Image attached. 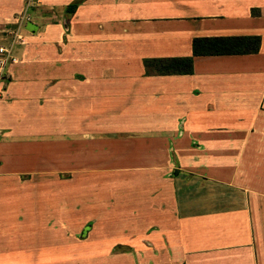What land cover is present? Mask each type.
<instances>
[{"label":"crops","instance_id":"0c3cea01","mask_svg":"<svg viewBox=\"0 0 264 264\" xmlns=\"http://www.w3.org/2000/svg\"><path fill=\"white\" fill-rule=\"evenodd\" d=\"M74 1L40 0L14 47L0 231L5 211L73 203L60 173L94 174L112 179L114 202L98 209L117 211L99 220L101 241L130 259L116 264H264V0L159 12L152 0H80L68 14ZM25 2L0 0V44ZM232 35L259 36L258 51L195 56L191 74L145 70L147 58L192 55L193 37Z\"/></svg>","mask_w":264,"mask_h":264},{"label":"rangeland","instance_id":"374dc122","mask_svg":"<svg viewBox=\"0 0 264 264\" xmlns=\"http://www.w3.org/2000/svg\"><path fill=\"white\" fill-rule=\"evenodd\" d=\"M152 1L157 12L164 8L159 5L166 3L164 1L171 4L181 3L179 0ZM15 15L18 17L19 13ZM65 174H59L64 179L61 186L62 195L66 197L67 190L72 191L73 187V203L70 198L68 203L65 200L60 202L58 208L37 206L5 211L8 214L4 215L0 231V264H116L118 261L128 263L129 258L116 255L120 252L115 249L117 243L101 241L100 218L106 217V221L113 224L117 213L113 209L114 205L106 211L98 209L101 201L108 204L114 202L115 195L104 193L106 188H109L105 187L104 183L112 179L92 174L90 178L75 177L72 179V185V182L66 181ZM111 189L114 190L113 187ZM40 198L49 200V194L45 197L40 194ZM134 258L137 261L138 258ZM141 264H145V260L141 261Z\"/></svg>","mask_w":264,"mask_h":264},{"label":"trees","instance_id":"16d2710c","mask_svg":"<svg viewBox=\"0 0 264 264\" xmlns=\"http://www.w3.org/2000/svg\"><path fill=\"white\" fill-rule=\"evenodd\" d=\"M76 0L66 7L71 14L78 7ZM192 55L156 57L144 59L148 74L172 75L191 74L195 56L232 55L256 53L260 47V37L256 35L198 36L191 41Z\"/></svg>","mask_w":264,"mask_h":264},{"label":"built area","instance_id":"2783aa9c","mask_svg":"<svg viewBox=\"0 0 264 264\" xmlns=\"http://www.w3.org/2000/svg\"><path fill=\"white\" fill-rule=\"evenodd\" d=\"M39 2L40 0H26L23 11L15 18V26L9 30L7 42L0 44V97L5 91L9 65L19 62V58L14 52V47L24 43L23 25L30 20L29 10L38 6Z\"/></svg>","mask_w":264,"mask_h":264}]
</instances>
